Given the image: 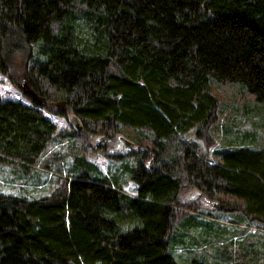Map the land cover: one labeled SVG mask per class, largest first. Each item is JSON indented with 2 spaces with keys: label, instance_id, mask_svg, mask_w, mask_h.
<instances>
[{
  "label": "trees",
  "instance_id": "16d2710c",
  "mask_svg": "<svg viewBox=\"0 0 264 264\" xmlns=\"http://www.w3.org/2000/svg\"><path fill=\"white\" fill-rule=\"evenodd\" d=\"M9 69L46 99L65 100L81 128L57 130L37 101L0 94V163L40 166L49 176L33 182L50 187L38 197L0 193V264H180L176 247L206 251L207 235L225 238L229 227L209 216L202 224L199 206L182 199L188 187L239 201L232 238L246 226L264 229L256 136L214 159L194 141L174 140L197 126L212 142V79L264 102V0H0V71ZM121 132L137 149L105 172L87 157V142L97 138L104 150ZM64 141L70 164L43 156ZM182 218L190 226L177 234ZM190 228H201L202 243ZM246 236L216 260L195 254L188 264H262Z\"/></svg>",
  "mask_w": 264,
  "mask_h": 264
},
{
  "label": "rangeland",
  "instance_id": "374dc122",
  "mask_svg": "<svg viewBox=\"0 0 264 264\" xmlns=\"http://www.w3.org/2000/svg\"><path fill=\"white\" fill-rule=\"evenodd\" d=\"M10 72V69L9 72H6V74L0 71V94L6 98H18L23 99L24 101L33 102L20 87V78L24 76L19 77V80H15V77L12 74L14 72ZM212 90L219 97L217 118L208 126V133L210 134L212 142L207 143L202 136L197 134V126L191 128V130L186 134L176 135L174 140L176 142H182L185 140L194 141L198 145L199 153L205 154L211 159H214L215 154L219 149L228 147V145L235 140L240 141L242 139H247V142H250L256 136L257 139L255 142L264 144V102L246 94L244 91L241 92L239 83L237 82L220 84L215 79H212ZM36 101L38 102L37 105L42 108L44 112L56 123L57 130H77V125L78 127L81 126L80 121L77 120L76 116L72 112L63 111L65 105L61 107L57 104L61 101V99L51 100L45 98L43 103H40L38 100ZM120 135H124L134 142V140L124 132H121L118 137L115 135L113 138L106 141L104 144V150H101L100 148L102 147V144L98 145L100 140L97 138H91L87 142L89 148V152L87 151V157L91 161L95 162L105 172H108L109 169L116 167L115 159L117 155L126 159V157L129 158L131 153H135L136 151L137 147L134 144L130 148L125 147L124 142L119 137ZM68 145V141L61 143L54 142L50 146V151H48V153H44L43 156L45 157L48 154L52 155V157H54V160H52L54 164L60 163L66 166L67 164H70L74 158V154L70 152ZM57 156H60V160L55 159ZM149 161H152L151 157L147 158V162ZM22 173H26L23 176L24 178L22 176H18ZM48 176L49 174L43 171L42 167L37 165L25 171L19 164L0 163V193L22 194L28 197L45 195L50 190V187H48L49 183L35 184L33 179L41 177L45 180ZM135 186L136 184L132 180H128L125 184V188L130 192L135 191ZM182 199L186 202H195V204L199 206L203 213L198 212L197 217L198 220L203 222H201L202 224H204L206 220H210L207 218L209 216L216 219L217 223H222L220 224L222 229L224 228V224L229 227L226 229L225 238L220 235H207L206 241L204 240L206 242L205 246H207L205 247L207 248L206 251L199 248H193L192 246L189 249L176 247L175 252L173 248H170L172 252H174L173 254L180 264H188L190 257L195 254H199L197 255L199 257L206 256L208 259L216 260L218 258L219 249L237 248L236 245L238 243L242 245L245 243L246 239H248L246 235L249 236V240L253 241V247L258 248L261 252V261L262 264H264L263 228H258L254 225L246 226V231L235 233L236 236L233 238L232 235L227 232L232 227H236L235 224L232 225L229 221L232 217H234L236 211L233 210L232 207L228 208L227 205L230 204V206H235L239 204V201L226 196H221L220 199H225L226 201L228 200V202H226L227 204L225 202L219 203L223 204V206H220L221 208L213 206L210 202L217 201L218 199L208 198L206 195H200L198 189L195 187H188L185 189L183 191ZM217 223H213L215 227H217ZM189 226L190 224H187L186 218H182L175 232H177V234L186 233ZM206 228L207 227H204L205 230ZM188 231V233L198 236L201 228H190ZM198 238V242L202 243V235L198 236Z\"/></svg>",
  "mask_w": 264,
  "mask_h": 264
},
{
  "label": "water",
  "instance_id": "95a60500",
  "mask_svg": "<svg viewBox=\"0 0 264 264\" xmlns=\"http://www.w3.org/2000/svg\"><path fill=\"white\" fill-rule=\"evenodd\" d=\"M20 87L22 88L23 92L29 96H31L33 99L38 100L40 103H43L45 101V96L38 93L29 83V80L24 76L20 78ZM59 106L63 107L65 105V100H61L57 103ZM81 126H79V129ZM120 139L124 142L125 147H132L134 142L124 135L119 136ZM213 206H223V204H219L218 201L212 202ZM228 208H231L230 205H227Z\"/></svg>",
  "mask_w": 264,
  "mask_h": 264
},
{
  "label": "flooded vegetation",
  "instance_id": "af4514ba",
  "mask_svg": "<svg viewBox=\"0 0 264 264\" xmlns=\"http://www.w3.org/2000/svg\"><path fill=\"white\" fill-rule=\"evenodd\" d=\"M27 95V94H26ZM32 101H35L36 102V100L35 99H33L31 96H29V95H27ZM134 145H136V147H137V144L136 143H134ZM137 149V148H136ZM152 164V163H151ZM211 204H212V202H210ZM225 206V205H224Z\"/></svg>",
  "mask_w": 264,
  "mask_h": 264
}]
</instances>
